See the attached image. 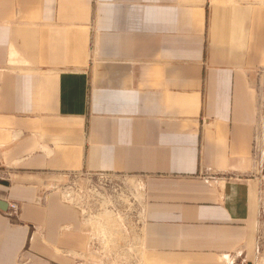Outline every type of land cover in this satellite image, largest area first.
<instances>
[{
    "label": "crops",
    "instance_id": "obj_1",
    "mask_svg": "<svg viewBox=\"0 0 264 264\" xmlns=\"http://www.w3.org/2000/svg\"><path fill=\"white\" fill-rule=\"evenodd\" d=\"M262 113L264 0H0V264H264ZM87 171L140 223L91 226Z\"/></svg>",
    "mask_w": 264,
    "mask_h": 264
},
{
    "label": "built area",
    "instance_id": "obj_2",
    "mask_svg": "<svg viewBox=\"0 0 264 264\" xmlns=\"http://www.w3.org/2000/svg\"><path fill=\"white\" fill-rule=\"evenodd\" d=\"M253 157L258 166L264 169V124L261 123L255 133ZM77 175H85L86 179L81 182L73 179L69 182L66 185V191L69 192L67 196L83 206L82 212L87 220L97 219L101 214L110 212L125 229L140 223L143 207L142 186L134 183L129 177L110 172L87 171L73 174L74 177ZM87 180L90 182L87 183ZM76 194L80 200H77ZM85 197L87 203L84 202ZM20 210L17 202H9L6 213L14 217Z\"/></svg>",
    "mask_w": 264,
    "mask_h": 264
},
{
    "label": "rangeland",
    "instance_id": "obj_3",
    "mask_svg": "<svg viewBox=\"0 0 264 264\" xmlns=\"http://www.w3.org/2000/svg\"><path fill=\"white\" fill-rule=\"evenodd\" d=\"M262 117H263V119H262V121L260 122L261 124H264V113H262ZM73 179H75V180H80V182L82 181V180H85L86 179V177H85V175H77L76 177H74L73 175L70 177V178H66L65 180H63V183H61L60 184V186L58 187V190H59V192L62 194V196H63V198L67 201V202H70L71 204H74L78 209H80L81 210V212H82V208H83V206L81 205V204H79L78 203V201H74L73 199H71L70 198V196L68 197L67 195H68V193L69 192H67L68 191V189H66V185H68V183L69 182H71ZM90 182V180H87V183H89ZM88 187V186H87ZM76 188L78 189L79 188V185H77L76 186ZM67 190V191H66ZM76 198H77V200H80L78 197H79V195L78 194H76ZM84 202L85 203H87V197H85V200H84ZM20 205V204H19ZM21 211V210H20ZM83 213V212H82ZM85 217V216H84ZM104 219V215H100L97 219H94V220H92V222H91V226H93V225H98L99 224V219ZM116 224H117V221H116V219L112 216V218H111ZM116 250L117 249H115V248H111V249H109V250H107V252L109 253V255H107L106 254V252H105V257H108V263L107 264H126V263H128V264H130V261H131V255L130 254H125L124 252H122V251H118V252H116ZM125 262V263H124Z\"/></svg>",
    "mask_w": 264,
    "mask_h": 264
},
{
    "label": "bare ground",
    "instance_id": "obj_4",
    "mask_svg": "<svg viewBox=\"0 0 264 264\" xmlns=\"http://www.w3.org/2000/svg\"><path fill=\"white\" fill-rule=\"evenodd\" d=\"M111 218L112 217L110 216L109 213L105 214L104 215V222H105V225L113 227V229H110V230L114 231L115 230L114 226L116 225V223Z\"/></svg>",
    "mask_w": 264,
    "mask_h": 264
},
{
    "label": "water",
    "instance_id": "obj_5",
    "mask_svg": "<svg viewBox=\"0 0 264 264\" xmlns=\"http://www.w3.org/2000/svg\"><path fill=\"white\" fill-rule=\"evenodd\" d=\"M6 205H8V204H6V202H4L3 200L0 199V207H1V208H3V207L5 208ZM8 206H9V205H8ZM8 206L6 207L5 210L8 209Z\"/></svg>",
    "mask_w": 264,
    "mask_h": 264
}]
</instances>
